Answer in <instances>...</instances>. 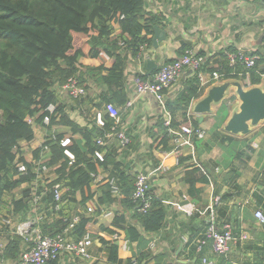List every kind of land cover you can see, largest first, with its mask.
<instances>
[{
    "label": "trees",
    "instance_id": "16d2710c",
    "mask_svg": "<svg viewBox=\"0 0 264 264\" xmlns=\"http://www.w3.org/2000/svg\"><path fill=\"white\" fill-rule=\"evenodd\" d=\"M145 6L146 0H0V204L4 196L22 188L21 196L12 198L8 216L17 217L18 221L41 216L33 229L37 228L44 235H57L68 229L71 236L79 239L88 232L90 222L119 203L123 210L115 212L112 225L123 229L130 243H139L143 233L157 232L164 226L166 207L152 189L145 200L133 197L137 173L119 158L121 155L126 157L134 148L132 139L124 147L97 142L114 125V119L104 105L112 102L121 108L128 102L126 53L137 57L143 48H152L154 27L163 24V16L146 11ZM116 25L120 29L118 34ZM75 33L89 36V56L100 58L104 53L114 59V64L111 67L88 65L83 70L81 59L86 54L82 49L75 50ZM191 47L190 43L182 42L179 53L183 55ZM231 52L236 49L229 47L228 51L223 50L212 57L199 53L206 59L200 71L218 72L222 80L260 84L264 75V54L254 53L258 58L254 66L248 67L242 62L231 65L228 56ZM200 71L193 73L175 97L167 99L165 108L171 115V122L166 125L164 117L158 119L153 135V143L158 142L157 148L164 151L175 148L171 145L175 137L171 129L179 131L184 124L190 123L194 128L200 126L199 118L188 115L192 102L205 93ZM156 72L139 74V77L146 80ZM71 78H76L86 92L89 79L104 89L98 99L90 94L74 99L78 104L90 105V109L97 110L89 124L81 125L72 119L61 102L59 88ZM51 105L56 106L53 112L48 110ZM227 107L222 104L218 109L209 139L220 143L235 139L223 130L228 117V113L224 116ZM98 111H102L103 126L97 123ZM179 112H183L181 119L177 116ZM29 118L48 133L43 145L34 151L32 162L20 154L21 143L35 139V128ZM46 118H49L48 124L44 122ZM62 128H67L69 134ZM66 138L71 143L63 146L62 141ZM194 142L197 145L200 140L194 138ZM45 146L47 151H44ZM66 150L74 154V160L65 153ZM97 152L103 153V159L96 156ZM42 158H47L51 169L49 177H39L36 172L37 162ZM180 160L183 161L181 156ZM19 163L26 165L25 173L18 170ZM104 170H111L109 178L116 179L119 196L113 195L107 179L97 181L99 172ZM200 170L193 167L191 172L196 174ZM189 182V193L197 196L199 188L196 185L205 184L208 179L202 174ZM56 185L65 189L60 203L55 200ZM35 195L40 196L37 204ZM145 201L150 202V207L143 211ZM89 202H95L92 212L88 210ZM57 205L60 206L58 210ZM74 216H79L75 223ZM101 230L109 235L116 233L110 226L103 225ZM28 236L13 235L5 247L0 246V259L21 264V246ZM202 238L203 234L199 239L191 240L196 264H202L201 258L206 251V247L197 251V240ZM100 240L108 252L106 264H145V260L152 258L149 253L142 252L135 260H123L117 241L102 236ZM50 264H60V260Z\"/></svg>",
    "mask_w": 264,
    "mask_h": 264
},
{
    "label": "crops",
    "instance_id": "0c3cea01",
    "mask_svg": "<svg viewBox=\"0 0 264 264\" xmlns=\"http://www.w3.org/2000/svg\"><path fill=\"white\" fill-rule=\"evenodd\" d=\"M145 8L148 12L163 16V24L158 26L167 33L168 40L161 41L157 49L154 45L150 49L143 48L142 54L137 57L126 53L128 102H132V105L127 106L126 103L120 108L121 126L132 139L134 148L126 157L121 155L119 158L124 160L125 164H129L133 172L148 173L151 189L166 207L165 224L157 232L143 233L141 242L130 243L124 230L112 225L115 212L121 213L123 210L122 206L116 203L113 210L105 211L88 224V231L94 239L91 248L92 258L86 260L64 254L59 259L60 264H106L108 252L103 247L100 237L114 239L115 234L119 237L117 239L120 246L119 255L123 260H135L142 252H147L152 258L145 260V264H196L197 256L193 257L191 240L199 239L207 229V209L213 196L217 194L222 197V204L218 208L219 225L221 228L225 225L232 226L234 240L231 241L230 250L222 255L214 253L211 244L207 245L201 261L205 257L211 264H264V226L256 217L257 210L264 212V120L251 125L250 132L245 135L231 134L235 137L232 141L220 143L215 139H209L217 111L222 104L228 106V117L223 124V130L232 115L240 110L241 100L237 94V87L233 84L236 80H222L221 77L213 80L211 73L201 71L208 82L201 83L205 93L192 102L188 112L190 118L201 117L194 112V106L206 96L211 87L227 82L231 85L226 97L219 103H213L210 113L202 115L203 121L199 127L206 131V138L200 140L197 145L194 142L193 147L177 144L173 140L171 145L175 148L171 151L157 148L158 142L153 143L155 139L153 135L157 131L158 119L171 117L165 108L167 99L175 97L185 87L194 71L185 70L178 81L165 91L164 103L152 93L138 94L133 84L135 76L148 73V60H152L156 64L155 70H158L168 60L182 57L185 54L179 53L182 42L190 43L191 49L204 53L207 57L215 56L223 50L228 51L229 47L236 49V52L243 51L252 56L257 52L264 54V0H146ZM115 27L118 34L120 29L118 25ZM88 39V35L74 34L75 50L82 49L86 54L81 59L83 70L88 65L105 64L111 67L114 59L104 53L100 58L88 55L90 50ZM86 86L90 89L86 95L90 94L97 99L104 90L90 79ZM254 86L256 85L250 81L243 83L245 90ZM257 86L264 90V75ZM59 92L61 102L65 104L66 112L72 119L81 125L94 120L97 111L95 108L90 109V105L78 104L68 95L61 93V87ZM182 113L177 114L179 119L182 118ZM34 128L35 139L22 142L20 147L21 156L29 162L34 161V151L43 145L48 135L47 130L36 122ZM62 130L69 134L67 128ZM109 144L119 147L117 140H111ZM180 156L183 161L180 160ZM197 165H201L204 171L192 174V168ZM110 171H100L99 177L108 179ZM202 174L207 177L208 182L198 183L196 186L199 188V194L193 196L189 193L191 187L189 180L200 178ZM21 191L20 187L10 195L4 196L0 204V215H9L11 200L19 198ZM94 204L95 202H89L88 205ZM189 210L191 214L188 213ZM34 218L35 216H32L26 221H18L16 217L14 223H26ZM34 225L30 229L31 232L38 230L33 229ZM103 225L110 226L116 233L109 235L103 232L101 230ZM15 234L24 238V235L17 232L15 224L3 226L0 231V246L5 247ZM21 247L22 256L29 247L26 237ZM0 264L19 263L10 259H0Z\"/></svg>",
    "mask_w": 264,
    "mask_h": 264
},
{
    "label": "built area",
    "instance_id": "2783aa9c",
    "mask_svg": "<svg viewBox=\"0 0 264 264\" xmlns=\"http://www.w3.org/2000/svg\"><path fill=\"white\" fill-rule=\"evenodd\" d=\"M230 64L235 65L238 62L244 63L248 67H252L255 65L257 60V56L248 55L246 52H231L228 54ZM205 57L196 50L187 49L185 54L175 59L173 62L163 63L157 70V72L149 79H142L138 75L134 77L133 84L136 88L138 94L143 93H152L155 97L164 103L165 91L170 89L182 76L185 70L191 71H200L203 68V64L205 62ZM199 77L202 84H206L208 81L205 78V74L200 71ZM211 78L213 80L220 79V74L218 72H214L211 74ZM61 93L68 95L71 99H78L82 96L86 95L85 87L81 86L76 78H71L69 81L61 87ZM132 102H127V106H131ZM56 109L55 105H51L49 107V111L53 112ZM105 110L108 112L110 117L114 119V125L109 133L106 134L105 137L98 139L99 145L109 144L111 140H117L119 146L124 147L127 146L131 139L127 134L124 127L121 126V109L114 105L113 103H108L105 105ZM29 123L35 125V121L32 118H29ZM96 120L99 126H103L105 124L102 112H97ZM46 124L49 123V118H46L44 121ZM170 118L166 119L165 124L170 125ZM171 133L175 135L174 141L177 144H185L190 147L194 146V138L198 140H203L206 138V131L203 128H194L192 125H183L179 131L172 130ZM71 140L66 138L62 141L63 146L70 145ZM44 151L48 150V147H44ZM43 151V155H44ZM65 153L70 157L71 160H74V154L70 150H66ZM96 156L99 159H103V153H96ZM47 158H42L37 162L36 172L39 174V177H43V175L48 176L51 172V169L47 165ZM202 171L204 169L201 165H197ZM18 170L21 173H25L27 171L26 165L19 163ZM95 176V175H94ZM49 177V176H48ZM102 178L97 176V181H101ZM111 185V190L113 195H120V188L115 178L107 179ZM151 189L150 177L147 172L141 171L137 173L136 181H135V189L133 193V197L135 200L143 199ZM65 189L60 185L55 186V200L60 203L62 198V193ZM40 200V196L35 195V203L37 204ZM222 204L221 195L217 194L213 196L212 202L207 209V217H208V226L207 229L203 233V238L199 241L197 251L201 252L207 245L212 246V250L214 253L222 255L226 254L231 248V241L234 240V232L233 228L230 225H225L224 227H220L218 221V208ZM150 207V202L145 201L143 206V211ZM60 208L57 205L56 209ZM89 212L94 210V206H89ZM191 214V211H188ZM256 217L259 223L264 226V212L261 210L256 211ZM41 216L35 217L27 221L26 223L18 222L14 223V218L6 215H0V231L3 226L6 225H16V230L18 233L22 235H29L27 237V242L29 243V247L22 254L20 258L21 264H50L52 261L60 259V257L64 254H71L80 259H91L92 253L91 248L93 246L94 239L92 237L91 232H87L82 238H75L71 236L68 229L63 231L62 233H58L57 235H44L40 230H36L31 232L32 226L40 219ZM74 223L79 220V216H74ZM73 223V224H74ZM71 224L70 228L73 227ZM30 234H32L30 236ZM115 241L118 242V235L114 236ZM119 244V243H118ZM126 246V244L124 245ZM120 247V246H119ZM203 263L211 264L205 257L202 259Z\"/></svg>",
    "mask_w": 264,
    "mask_h": 264
},
{
    "label": "water",
    "instance_id": "95a60500",
    "mask_svg": "<svg viewBox=\"0 0 264 264\" xmlns=\"http://www.w3.org/2000/svg\"><path fill=\"white\" fill-rule=\"evenodd\" d=\"M153 36L154 48L159 47V43L168 40L167 33L158 25L154 27ZM156 68L152 60H148V75H151ZM237 87V94L241 100L240 110L235 112L226 123L224 130L230 134L245 135L250 132V126L256 125L264 120V90L259 86L244 89L243 83L236 80L233 83ZM231 83H222L211 87L206 96L200 99L194 106V112L201 115L199 121H203V116L211 112L213 103H219L226 97V92Z\"/></svg>",
    "mask_w": 264,
    "mask_h": 264
},
{
    "label": "rangeland",
    "instance_id": "374dc122",
    "mask_svg": "<svg viewBox=\"0 0 264 264\" xmlns=\"http://www.w3.org/2000/svg\"><path fill=\"white\" fill-rule=\"evenodd\" d=\"M77 42H80V40H77ZM72 100H74V99H72ZM226 113H228L227 110L224 112V116L226 115Z\"/></svg>",
    "mask_w": 264,
    "mask_h": 264
}]
</instances>
